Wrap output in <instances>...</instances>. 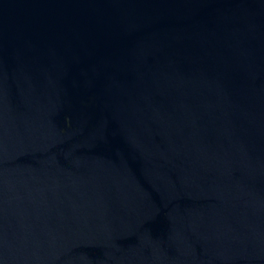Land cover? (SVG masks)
<instances>
[{
	"label": "water",
	"instance_id": "water-1",
	"mask_svg": "<svg viewBox=\"0 0 264 264\" xmlns=\"http://www.w3.org/2000/svg\"><path fill=\"white\" fill-rule=\"evenodd\" d=\"M0 264H264V0H0Z\"/></svg>",
	"mask_w": 264,
	"mask_h": 264
}]
</instances>
